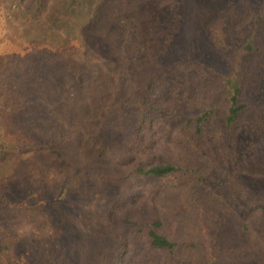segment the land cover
Returning a JSON list of instances; mask_svg holds the SVG:
<instances>
[{
  "label": "trees",
  "instance_id": "16d2710c",
  "mask_svg": "<svg viewBox=\"0 0 264 264\" xmlns=\"http://www.w3.org/2000/svg\"><path fill=\"white\" fill-rule=\"evenodd\" d=\"M135 2L0 0V179L68 157L75 167L62 182L58 195L50 198L53 203L82 184L87 161L110 159L126 167L125 172L135 183L142 178L154 184L156 193L154 198L148 195L152 203L143 221L123 208L118 221L122 229L115 233L116 247L105 264H214L211 257L185 258L180 253L185 242L166 232L165 217L155 197L172 175H183L180 186L186 192L202 194L223 161L235 169L247 161L264 160V61L254 62L264 52L255 30L247 35L241 30L233 32L226 18L213 13L204 26L205 38L225 56L224 66L206 73L205 69L197 72L175 63L168 73L162 72L156 58L179 33L188 0H142L143 13L159 16L153 24L157 39L149 45L145 43L148 35L132 24L142 8ZM113 14L115 26H111ZM119 16L127 19L121 21ZM27 45L46 46L62 57L76 53L82 63L79 73L75 75L71 69L68 80L58 76L49 64L40 73L43 81L28 86L29 72L25 67L19 71L23 66L18 69L22 55L15 56L16 48ZM54 57L49 58L51 62ZM8 76L14 84L12 94L19 96L9 102L18 104L20 98L28 102L11 116L3 90ZM56 99L63 104L57 118L55 108L46 119L40 114L29 118ZM117 106L131 110L133 117L122 139L123 150L113 154L115 146L107 141L110 128L99 131L97 124ZM91 119L96 123L90 125ZM115 120L110 118L111 124ZM21 126L32 129V142L14 133L13 129ZM175 144L180 145L178 150ZM239 158L244 161L239 162ZM2 190L0 264H28L16 256L15 250L30 233L18 229V219L13 217L35 205L24 198L17 201ZM136 196L130 200L133 202ZM262 201L257 200L256 206L264 212ZM250 215L251 207L240 213L238 225L242 231L248 232ZM41 229L34 226V234ZM51 244L52 264H66L63 237L59 235ZM242 248L244 245L225 250L234 256Z\"/></svg>",
  "mask_w": 264,
  "mask_h": 264
},
{
  "label": "rangeland",
  "instance_id": "374dc122",
  "mask_svg": "<svg viewBox=\"0 0 264 264\" xmlns=\"http://www.w3.org/2000/svg\"><path fill=\"white\" fill-rule=\"evenodd\" d=\"M194 1L188 0L179 33L162 56L158 60L156 58L155 62H159L158 67L162 72L168 73L167 69L175 63L197 72L205 69L206 73L224 66L225 56L213 49L205 38L204 26L211 20L213 13L226 18L233 32L241 30L247 35L255 30L259 38L258 46L264 52V0H200L197 4ZM140 3L142 5V0H136L135 5ZM157 17L150 12L143 13L142 5L137 22H132L148 35L145 40L148 45L157 39L153 31ZM119 19L124 21L127 18L122 16ZM116 21V14H113L111 26H115ZM18 55H22L18 69L23 66L19 71L25 67L29 72L28 86L43 81L40 80V73L49 64L58 76L68 80L69 71L72 69L77 75L82 64L80 58H76V53H67L62 57L43 45L16 48L15 56ZM51 56H55L53 62L49 59ZM262 61L264 56L261 54L254 59L255 63ZM7 78L3 90L11 116L12 112L22 111L28 102L25 98L17 99L20 101L18 104L9 102L19 96L12 94L14 84L11 76ZM61 107V101L53 100L42 109L35 110V114L32 112L29 118L33 120L36 114H40L46 119L54 108L53 113L57 118ZM112 113L115 115L112 116ZM132 117L131 110L117 106L106 114L105 120L97 124L99 131L105 126L106 129L110 128L107 141L115 146L113 154L123 150L122 139L131 126ZM110 118H116L115 123L111 124ZM88 123L92 125L96 121L91 119ZM13 131L21 140L32 142L30 127L21 126ZM179 146L175 144V150ZM243 161L239 158V162ZM74 167L73 161L65 157L0 179V189L4 193L17 201L24 198L28 204L35 205L33 209L29 208L13 217L18 219L15 221L18 229L30 233L25 235L30 237H23L24 241L18 242L20 248L15 250L16 256L22 261L28 264H52L51 241L60 235L64 239L66 264H105L110 251L116 247L115 233L122 229L118 221L123 208L134 212L140 221L149 216L152 200H148V195L154 198L155 185L142 178L135 183L125 172L126 167L118 166L110 159L87 161V176L82 184L65 198L51 203L50 198L58 195L62 182L73 173ZM182 177L172 175L166 178L165 186L155 197L165 217L166 232L185 242L180 246V253L185 258L207 260L211 257L214 264H264V212L256 206L257 200L264 201V160L256 163L247 161L242 166L236 165L235 169H232L229 162L223 161L219 171L208 180V190L205 189L202 194L186 192L185 187L180 186ZM133 195L137 196L132 202L130 199ZM123 200L126 202L122 203ZM248 207H251V215L248 217V232H245L239 227L238 219L240 213ZM24 221L26 224H22ZM36 225L42 229L34 234ZM245 234L248 241L244 244ZM242 245L244 248L234 256L225 250Z\"/></svg>",
  "mask_w": 264,
  "mask_h": 264
}]
</instances>
